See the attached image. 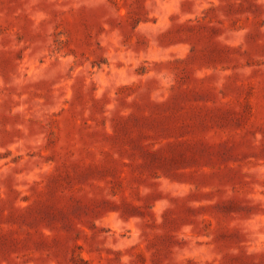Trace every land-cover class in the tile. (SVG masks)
I'll list each match as a JSON object with an SVG mask.
<instances>
[{
  "label": "rangeland",
  "instance_id": "obj_1",
  "mask_svg": "<svg viewBox=\"0 0 264 264\" xmlns=\"http://www.w3.org/2000/svg\"><path fill=\"white\" fill-rule=\"evenodd\" d=\"M0 264H264V0H0Z\"/></svg>",
  "mask_w": 264,
  "mask_h": 264
}]
</instances>
